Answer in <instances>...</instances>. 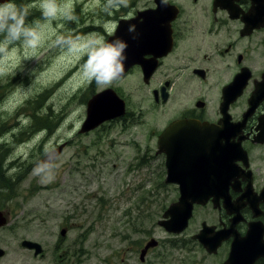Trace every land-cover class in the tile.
Wrapping results in <instances>:
<instances>
[{
    "label": "rangeland",
    "instance_id": "1",
    "mask_svg": "<svg viewBox=\"0 0 264 264\" xmlns=\"http://www.w3.org/2000/svg\"><path fill=\"white\" fill-rule=\"evenodd\" d=\"M7 1L0 12L15 9L27 16L23 27L31 35L15 38L10 20L0 30V120L6 126L0 138L8 143L4 162L10 163L7 175L16 183L1 208L8 222L0 227V264H101L111 248H120L124 210L131 206H142L146 236L164 235L156 220L174 192L161 183L164 168L155 135L172 108L166 113L165 106H153L151 87L133 75L111 84L90 76L93 57L111 28L105 0ZM84 27L90 29L79 33ZM109 85L131 96V116L138 120L106 122L79 133L86 115L80 97L84 101ZM36 98L41 113L56 114L52 130L20 135L30 122L24 105ZM61 142L59 156L42 165L41 157ZM62 227L69 229L64 235ZM132 234L143 238L142 232ZM22 239L40 243L42 252L22 248Z\"/></svg>",
    "mask_w": 264,
    "mask_h": 264
},
{
    "label": "flooded vegetation",
    "instance_id": "2",
    "mask_svg": "<svg viewBox=\"0 0 264 264\" xmlns=\"http://www.w3.org/2000/svg\"><path fill=\"white\" fill-rule=\"evenodd\" d=\"M4 1L0 0V4H5ZM9 1L25 5L20 4L24 0ZM38 1L44 0L35 3ZM102 4L106 7L104 15L111 23L107 36L114 34L120 20L126 25V33L129 26L131 30L136 27L130 22L143 12H157L162 31L154 40L158 49L148 47L150 36L141 40L134 31L132 44L124 48L133 50V55L124 57L126 70L115 81L121 77L129 80L133 75L151 87L153 106H165L166 113L172 108L169 119L155 135V144L164 168L161 183L173 187L174 198L167 207L160 208L161 217L155 226L164 235L158 238L146 236L142 206L125 209L121 246L116 251L111 248L107 253L109 260L104 257L100 263L264 264V96L260 99L256 96L257 101L251 103L264 81V0H112L110 4L105 0ZM33 11L36 15L40 13ZM88 29L80 28L78 32L84 34ZM97 29L102 31L101 27ZM107 88L123 100L124 113L106 122L137 121L131 116V96L112 85L102 90ZM87 99L82 101L80 97L82 104ZM182 119L216 126L223 137L216 146L229 143L224 149L235 146L236 151L228 155L232 168L228 166L223 171L226 177L212 173H184L174 177L192 188L207 187L211 192L204 203L192 201L187 224L177 233L168 232L160 223L166 209L178 202L180 185L167 181L166 153L159 151V141L170 124ZM216 154L219 161L220 152ZM208 182L218 183L210 189ZM139 232L142 239L140 234H132ZM151 239L156 244L143 252ZM150 253L153 255L147 259ZM3 255L4 251L0 257Z\"/></svg>",
    "mask_w": 264,
    "mask_h": 264
},
{
    "label": "water",
    "instance_id": "3",
    "mask_svg": "<svg viewBox=\"0 0 264 264\" xmlns=\"http://www.w3.org/2000/svg\"><path fill=\"white\" fill-rule=\"evenodd\" d=\"M140 18L141 20L139 21ZM131 23L132 26L135 25L136 27L133 26V29L131 30L129 26L125 33L124 26L126 25L123 20H120L116 26L114 34L108 36L104 44L100 48V50H102L106 46L123 45L121 59L123 73L126 70L124 68V57L133 55V50H126L124 48L132 44V40L135 37L134 31L137 32V37L141 38V40L145 38L144 36H150L152 38V40H150L148 44V47L151 49H158V46L154 40H156L162 33L161 29L159 28V19H157L156 10L143 12L138 19L131 21L130 24ZM141 40L139 39V42H142ZM152 69L153 66L149 68V70H147V74H149V71H152ZM122 74L120 76H122ZM256 96L258 99H260L261 96H264V81L261 85H259L258 91L256 95L252 97L253 100L251 103L257 101ZM252 107L253 106L251 105L249 111L252 110ZM123 113V100L118 97V95L113 89L107 88L102 91H99L92 95L86 101V115L79 128V132L83 133L90 131L93 128L97 127L100 123L110 120ZM216 130V126L214 125H209L207 123L201 124L196 120L182 119L170 124L160 135L159 151H163L166 153L165 167L167 181H175L180 185V196L178 202L170 205L166 209L163 214L164 220L160 221L161 225L168 232L178 233L186 226L187 221L191 215L192 201L204 203L206 199L211 195V192H209V188L207 187L194 186V188H192L189 183L185 181L183 182L181 180H176L174 177L176 175H183L184 173L193 175H203L204 173H208L210 175L212 173L226 177L227 173L224 172L228 170V166L231 167L228 155L231 152H234L233 150H235V146H229L228 148L224 149L229 145V143H226V146L221 145L218 148L216 145L220 143V140L223 137H220V131ZM227 133L224 135L226 137H224L225 141H227L228 139ZM64 145L65 143H60L54 146L53 148L49 149L41 157V164L45 166L50 165L59 156V154L63 150ZM237 148H239L238 145ZM216 151L218 153L220 152L219 161L217 160ZM210 166H212L214 170L213 168L210 170ZM181 168L183 170H181ZM217 183L208 182V186L211 189ZM199 184L200 183H196L195 185ZM7 222L8 220L4 211L0 210V227L6 225ZM59 233L60 235H64L66 233V229L61 228ZM155 244L156 241L154 239L149 240L146 243L143 252L148 247L154 246ZM20 246L22 248L33 250L34 255L40 254L43 249L40 243L30 239H22L20 241ZM2 254L3 250L0 249V255ZM235 255L236 254L234 251L233 256Z\"/></svg>",
    "mask_w": 264,
    "mask_h": 264
},
{
    "label": "clouds",
    "instance_id": "4",
    "mask_svg": "<svg viewBox=\"0 0 264 264\" xmlns=\"http://www.w3.org/2000/svg\"><path fill=\"white\" fill-rule=\"evenodd\" d=\"M13 22L11 32L17 39L23 36H30L31 30L23 27V15L18 14L15 9L5 14L0 12V30L4 29L5 23ZM122 48L120 46H106L93 57V64L90 66V76L95 77L99 84H111L123 73Z\"/></svg>",
    "mask_w": 264,
    "mask_h": 264
},
{
    "label": "trees",
    "instance_id": "5",
    "mask_svg": "<svg viewBox=\"0 0 264 264\" xmlns=\"http://www.w3.org/2000/svg\"><path fill=\"white\" fill-rule=\"evenodd\" d=\"M7 25H11V22H7ZM11 83L9 82V86ZM3 85H0V96L3 94L2 91ZM48 89L44 90L38 95V98L43 100V96L45 95V92ZM38 98L29 100L27 103H25L24 108L27 114L30 117L29 124L22 130L19 131V134H30L35 131H41V130H47V132H50L52 130L53 122H55V115L51 111H46L44 113H41V100ZM6 127L5 124L0 120V136L2 135L3 131H1V128ZM8 143L5 141H2L0 138V209L3 207V201L7 198H9L8 192L13 189V186L16 185L15 182H13L12 177L7 175V169L11 166H9L10 163H5V156L6 151L8 149ZM7 168V169H6ZM9 170V169H8ZM16 182H18V175L16 176Z\"/></svg>",
    "mask_w": 264,
    "mask_h": 264
}]
</instances>
